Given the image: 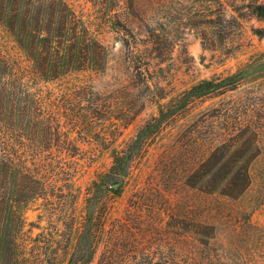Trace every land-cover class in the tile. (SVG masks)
Here are the masks:
<instances>
[{
  "label": "rangeland",
  "instance_id": "374dc122",
  "mask_svg": "<svg viewBox=\"0 0 264 264\" xmlns=\"http://www.w3.org/2000/svg\"><path fill=\"white\" fill-rule=\"evenodd\" d=\"M254 1L264 5V0H0L1 138L18 144L38 137L35 114L61 111L70 93L93 90L110 100L95 116L84 109L83 127L62 130L76 139L82 159L72 184L74 229L58 264H66L71 252L86 188L109 168L112 150L124 147L161 105L184 90L243 67L247 76L237 89L194 100L151 138L123 187L107 196V226L133 209L131 241L151 251L144 264H264V141L249 165L250 185L239 197L210 193V133L222 126L210 125L212 107L247 97L260 105L264 129V16L253 14ZM201 157L208 159L200 172L189 175ZM17 177L16 169L0 176L4 225L12 216ZM41 214L38 204L25 211L35 223L33 234L52 229ZM5 233L3 226L0 264Z\"/></svg>",
  "mask_w": 264,
  "mask_h": 264
},
{
  "label": "trees",
  "instance_id": "16d2710c",
  "mask_svg": "<svg viewBox=\"0 0 264 264\" xmlns=\"http://www.w3.org/2000/svg\"><path fill=\"white\" fill-rule=\"evenodd\" d=\"M252 12L262 18L264 5L255 3ZM247 72L243 67L226 76L192 85L161 105L157 114L147 119L124 147L112 150L109 168L86 188L82 215L66 264L145 263L142 259L151 251L143 245H134L133 235L129 236L128 223L134 215L133 209L129 207L125 211L126 218L122 221L107 226V196L119 192L148 142L177 113L196 99L213 98L237 89L244 83ZM70 97L61 111L54 109L48 114L39 109L32 123L38 137L18 139V144L10 136L0 137V176L5 177L12 169L18 174L12 216L6 225L3 223L5 195L0 192V235L3 226L6 231L1 248L2 264H58L60 248H68L76 220L72 213L75 200L72 184L82 157L76 139L62 130L78 124L81 127L86 117L84 109L95 116L96 112L110 106L108 98L93 90L82 89L76 94L70 93ZM246 98L240 96L239 101L218 104L210 110V125H222L219 132L210 133V193L217 192L230 199L239 197L250 185L249 165L259 156V143L264 141L260 105L247 102ZM207 159L199 158L197 166L188 171L189 175L197 170L199 173ZM200 176L201 182L204 177ZM173 182H177L176 178ZM30 204H38L41 215L49 224L53 223L49 232L42 230L33 234L35 223L25 217ZM60 219L64 225L58 231L56 224ZM54 233L60 239L54 238ZM64 241L63 247H59ZM166 264L175 263L167 261Z\"/></svg>",
  "mask_w": 264,
  "mask_h": 264
}]
</instances>
